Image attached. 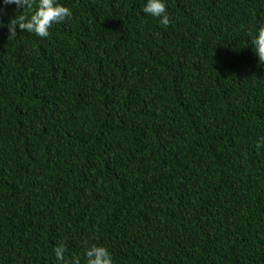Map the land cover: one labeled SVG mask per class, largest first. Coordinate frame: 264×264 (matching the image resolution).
<instances>
[{
  "label": "trees",
  "instance_id": "1",
  "mask_svg": "<svg viewBox=\"0 0 264 264\" xmlns=\"http://www.w3.org/2000/svg\"><path fill=\"white\" fill-rule=\"evenodd\" d=\"M56 2L0 0V264H264V0Z\"/></svg>",
  "mask_w": 264,
  "mask_h": 264
},
{
  "label": "clouds",
  "instance_id": "2",
  "mask_svg": "<svg viewBox=\"0 0 264 264\" xmlns=\"http://www.w3.org/2000/svg\"><path fill=\"white\" fill-rule=\"evenodd\" d=\"M36 0H4L5 5L15 4L19 9H32ZM3 9H0L2 13ZM143 12L160 19V23L167 27L171 23V19L167 14L166 5L163 0H147L143 8ZM72 15L71 10L61 6L56 0H38V6L31 14L30 18L24 14L16 15L10 18L6 27L9 30L8 39H12L17 35L16 28L27 32L35 33L37 36L46 38L50 35L49 29L54 23L65 20L66 17ZM5 25L0 22V27ZM251 44L254 53L258 57V61L264 62V26L258 29L255 36L252 37ZM258 147L261 145L258 144ZM66 248L63 244L54 248L57 261L60 264H80L79 259L72 262L66 261L64 253ZM86 264H113L110 252L103 246H92L86 251Z\"/></svg>",
  "mask_w": 264,
  "mask_h": 264
}]
</instances>
